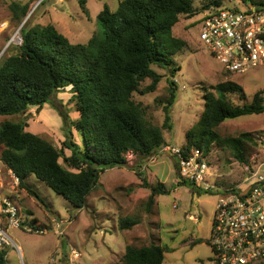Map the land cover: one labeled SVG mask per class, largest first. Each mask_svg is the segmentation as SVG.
<instances>
[{
  "label": "trees",
  "instance_id": "trees-1",
  "mask_svg": "<svg viewBox=\"0 0 264 264\" xmlns=\"http://www.w3.org/2000/svg\"><path fill=\"white\" fill-rule=\"evenodd\" d=\"M85 1L79 3L88 16ZM235 1L264 4V0ZM224 2L201 0L197 8L192 0H120L115 10L104 5L98 12L99 30L86 43L71 42L52 23L30 25L25 21L20 28L22 44L18 51L0 61V115L23 114L32 107L40 111L50 103L66 123L67 114L56 94L70 86L73 96L69 101L75 100L79 114L70 122L80 140L77 142L64 126L65 137L57 147L27 130L26 120L4 121L0 126V160L16 175L19 185L36 196L23 181L32 173L70 204L82 208L100 172L128 165L126 152L134 153L138 161L163 153L160 148L167 143L162 130L171 128L169 110L176 97V82L171 78L179 68L172 55L186 45L174 28L181 16L190 18ZM10 8L14 19H22L28 4L12 1ZM153 65L168 69L171 76L162 126L153 123L142 103L133 99L135 92L156 90L162 75ZM145 80L149 84L142 85ZM212 89L205 91L201 119L185 132L182 148H200L208 154L213 144L229 146L235 158L244 162L245 145L257 142L247 132L220 135L217 127L229 118L264 112V93L259 90L250 102L238 104L231 98L244 97L238 83L224 80ZM164 192L163 183L156 184L148 206ZM138 223L137 217L119 219L121 229ZM164 251L155 242L127 243L122 264H162ZM0 264H7L4 246L0 247Z\"/></svg>",
  "mask_w": 264,
  "mask_h": 264
},
{
  "label": "rangeland",
  "instance_id": "rangeland-1",
  "mask_svg": "<svg viewBox=\"0 0 264 264\" xmlns=\"http://www.w3.org/2000/svg\"><path fill=\"white\" fill-rule=\"evenodd\" d=\"M12 1L28 4L25 17L13 18ZM79 1L0 0V50L5 46L7 48L4 57L18 51V47L9 41L24 19L30 25L52 23L71 42L86 43L99 30L98 12L104 5L115 10L120 0H86L84 6L88 16ZM192 1L197 8L200 7L201 0ZM204 13L205 10L190 18L181 16L174 28L186 45L172 55L174 64L179 68L171 78L176 82V97L169 110L171 128L162 130L167 144L182 146L185 143V132L201 119L206 102L205 91H213L212 87L218 82L231 80L242 86L243 99L231 95L238 104L250 102L259 90L264 93V65L244 73H230L210 54L199 37L198 19ZM153 67L162 75L156 90L145 94L135 92L133 99L142 103L153 123L162 126L169 89L168 77L171 76L168 69ZM147 84L149 80L142 83ZM72 96L70 86L56 94L67 114L66 123L57 109L46 103L40 111L32 107L23 114L0 115V126L6 120H26L27 130L57 147L61 146L65 137L64 130L71 131L78 142L80 134L70 122L79 116L75 100L69 101ZM217 129L223 136L249 133L257 145L251 142L245 145L243 155L247 159L262 147L259 142L264 141V112L226 119ZM125 156L128 165L100 172L97 185L82 208L70 204L32 173L23 179L37 195L30 194L19 182H14L0 160V200L3 196L9 197L21 208L25 221L47 229L43 234L23 228L9 229V244L4 246L7 264H70L71 249L81 253L76 264H122L127 243L141 245L149 242L165 249L162 264H215L209 236L218 194L222 187L240 183L246 172L243 162L233 155L232 148L211 146L207 178L214 186L209 190L193 187L189 181L178 182L174 160L166 152L144 161H138L131 151ZM158 183H163L165 192L155 197L154 203L148 206L151 190ZM187 214L196 220L189 219ZM124 216L137 217L139 223L130 229H121L119 219ZM54 218L68 220L62 226V235L58 236L51 230Z\"/></svg>",
  "mask_w": 264,
  "mask_h": 264
},
{
  "label": "built area",
  "instance_id": "built-area-1",
  "mask_svg": "<svg viewBox=\"0 0 264 264\" xmlns=\"http://www.w3.org/2000/svg\"><path fill=\"white\" fill-rule=\"evenodd\" d=\"M198 23L200 40L225 71L244 73L264 65V4L225 0L223 5L205 10ZM9 43L17 47L22 44L19 27ZM6 49L5 46L0 50V61ZM259 144L262 147L242 164L246 172L241 182L222 187L218 194L209 236L215 264H261L264 261V141ZM160 149L174 158L178 180L189 181L203 190L214 186L207 178L209 153L194 147L186 151L171 144ZM8 172L18 183L16 175L9 169ZM187 216L196 220L191 214ZM67 222V219L54 218L51 230L62 235V226ZM12 228L36 234L47 232L44 227L24 221L16 202L3 197L0 200V247L9 244L7 231ZM80 257L78 250H70V264H76Z\"/></svg>",
  "mask_w": 264,
  "mask_h": 264
},
{
  "label": "clouds",
  "instance_id": "clouds-1",
  "mask_svg": "<svg viewBox=\"0 0 264 264\" xmlns=\"http://www.w3.org/2000/svg\"><path fill=\"white\" fill-rule=\"evenodd\" d=\"M182 147V146H181ZM208 153H210V152H208ZM172 157V156H171ZM173 158V157H172ZM173 160H174V158H173ZM246 160V159H245ZM176 176H177V174H176ZM179 181V180H178ZM194 186V185H193ZM196 187V186H195ZM5 197V196H4ZM19 212H20V209H19ZM21 214V213H20ZM22 216V215H21ZM22 218H23V216H22ZM24 220V219H23ZM25 221V220H24ZM3 246H6V245H3Z\"/></svg>",
  "mask_w": 264,
  "mask_h": 264
},
{
  "label": "water",
  "instance_id": "water-1",
  "mask_svg": "<svg viewBox=\"0 0 264 264\" xmlns=\"http://www.w3.org/2000/svg\"><path fill=\"white\" fill-rule=\"evenodd\" d=\"M24 22H25V19H24L23 22L20 24L19 29L22 27V25L24 24Z\"/></svg>",
  "mask_w": 264,
  "mask_h": 264
},
{
  "label": "crops",
  "instance_id": "crops-1",
  "mask_svg": "<svg viewBox=\"0 0 264 264\" xmlns=\"http://www.w3.org/2000/svg\"><path fill=\"white\" fill-rule=\"evenodd\" d=\"M3 197H4V196H3ZM3 197H2V198H3ZM19 209H20V211H21V208H20V207H19ZM21 215H22V214H21ZM32 218H35V217H32ZM19 247H20V246L18 245V248H19Z\"/></svg>",
  "mask_w": 264,
  "mask_h": 264
}]
</instances>
